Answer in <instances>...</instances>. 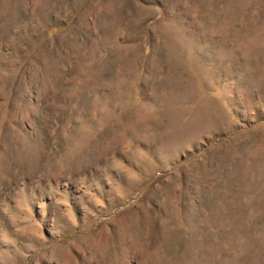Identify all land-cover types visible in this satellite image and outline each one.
Listing matches in <instances>:
<instances>
[{"label":"rangeland","instance_id":"1","mask_svg":"<svg viewBox=\"0 0 264 264\" xmlns=\"http://www.w3.org/2000/svg\"><path fill=\"white\" fill-rule=\"evenodd\" d=\"M0 264H264V0H0Z\"/></svg>","mask_w":264,"mask_h":264}]
</instances>
